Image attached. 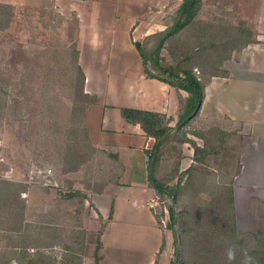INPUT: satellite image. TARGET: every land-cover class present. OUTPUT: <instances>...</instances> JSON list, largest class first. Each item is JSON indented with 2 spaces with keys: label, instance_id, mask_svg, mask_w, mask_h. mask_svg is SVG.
Listing matches in <instances>:
<instances>
[{
  "label": "crops",
  "instance_id": "crops-1",
  "mask_svg": "<svg viewBox=\"0 0 264 264\" xmlns=\"http://www.w3.org/2000/svg\"><path fill=\"white\" fill-rule=\"evenodd\" d=\"M54 2L56 16L77 17V60L85 74V92L97 97L96 105L86 113V127L93 145L107 153L108 166L117 168V178L102 193L88 192L85 203L87 214L89 206L93 207L104 220L114 208L112 222L101 237L102 264H153L163 236L149 205L156 192L149 186L146 151L154 148L156 140L145 136L139 125L124 120L121 108L167 113L177 123L178 91L146 77L135 44L144 46L151 36L166 32L183 0ZM212 2L234 12L257 36L258 43L249 45L239 61L234 55L228 62L232 69L227 78H213L201 116L237 129L242 137L234 151L240 168L233 181L237 229L264 239V0ZM227 91L232 108L225 111L222 99ZM192 164L181 165L182 171ZM70 200L62 198V205ZM68 213L59 211L64 216Z\"/></svg>",
  "mask_w": 264,
  "mask_h": 264
},
{
  "label": "rangeland",
  "instance_id": "rangeland-1",
  "mask_svg": "<svg viewBox=\"0 0 264 264\" xmlns=\"http://www.w3.org/2000/svg\"><path fill=\"white\" fill-rule=\"evenodd\" d=\"M205 2L206 5L213 6L212 8L216 6L212 0ZM0 4L11 8L5 9V15L0 14V25L3 26L0 29V180L18 184L19 189L26 186L28 189L20 198L24 205L27 206V202L30 205V208L29 205L26 207L24 214L18 211L17 217L9 216L7 228L6 222L1 220L7 215H2L0 201V224L3 223L1 225L3 231L0 230V253L7 251L16 255L17 259L12 264H26L27 260L38 261L41 252L49 259H43L46 264H71L72 259L74 264H94L93 254L97 237L99 233L103 235L106 231L112 222L113 214L104 220L90 206L87 214L86 200L82 194L87 195L88 192L101 190L104 182L110 183L109 179L113 182L117 178V168L108 166L107 162L110 160L106 153L100 154L93 163L77 172L68 174L63 172L64 148L68 142L72 111L75 106L78 111L84 110L83 121L86 127V113L97 103L96 96L84 98L78 91L79 75L70 65L78 37L77 17L56 16L54 0H0ZM156 46L157 42L152 38L144 43L147 51L154 50ZM162 56L167 63L177 59L168 48H165ZM229 61H226L223 67L226 73L228 69H232V65L227 67ZM195 73L199 74L198 69H195ZM95 100L96 103L91 104ZM222 103L225 111L232 108V97L228 91L224 94ZM89 104L91 105L88 106ZM176 120L177 116L175 122ZM215 122L216 120L212 118L200 115L198 124L200 130L204 131L216 126ZM176 124L173 122L170 124L173 128L172 136H175ZM226 128L230 132L238 131L230 126ZM238 135L230 138L233 141L226 147L222 158L218 160L213 158L214 166L219 165L227 169L232 165L233 160L237 158L234 151H237L238 142L242 140ZM189 137L199 147L204 146L205 139L192 135ZM174 142L172 146L177 147L183 154L184 149L187 153L195 150L190 144L180 145L177 144L179 142ZM193 156L194 154H185L181 164L183 168L193 162ZM170 162L167 160L168 166H164L159 178L169 182V185L173 184L168 180ZM49 170L52 176H49ZM209 171L215 178L222 174V170L217 168ZM66 193L75 194V198L62 205V198ZM203 197L207 198L206 194ZM199 198L201 201L198 203L204 204V200ZM149 205L155 217L160 220V224H157L164 243V248H161L153 264H171L175 256V247L173 232L168 227L170 216L167 202L162 201L156 194ZM60 210L61 213L65 210L66 214L69 210L71 212L70 215L68 213L64 216L59 214ZM235 211L234 200L236 235L240 238L247 236L245 244L249 246L253 244L257 246V243L264 242L262 238L254 240L249 233L239 232ZM222 215L223 213L218 211V218H222ZM225 215L231 218L230 207L225 210ZM27 218L35 221H29ZM41 225L49 227L44 230L45 234L43 231L39 234L47 237L48 244H45L48 246L44 248L39 245L40 237H34V234L36 235V232L33 233L34 229L26 227L37 228ZM9 253L6 254L7 257H11ZM219 256L220 261L214 264H224L221 252ZM234 260L236 261V258ZM235 264L248 263L241 258L237 259Z\"/></svg>",
  "mask_w": 264,
  "mask_h": 264
},
{
  "label": "trees",
  "instance_id": "trees-1",
  "mask_svg": "<svg viewBox=\"0 0 264 264\" xmlns=\"http://www.w3.org/2000/svg\"><path fill=\"white\" fill-rule=\"evenodd\" d=\"M212 7L206 5L205 0H183L172 26L166 32L148 38L156 40L157 46L154 50L147 51L142 44H135L141 55L146 77L164 82L179 92L175 136L171 135L173 128L170 124L173 118L168 117L167 114L123 108L121 115L128 123L139 125L147 137L156 140L154 148L146 151L148 180L149 186L156 191L157 196L167 202L170 216L168 227L173 232L175 247V256L171 264H214L220 261L219 252L222 253L224 264L232 261V264H235L237 259L241 258H244L248 264H264V245H261L264 242L257 243V246L254 244L249 246L245 244L247 236L240 238L236 235L233 181L240 171L236 166L238 160L236 159L227 169L212 164L213 158L217 160L222 158L223 154L220 153L233 141L230 138L238 135L239 132H230L219 121L215 122L216 126L204 131L200 130L198 124L206 98V89L212 79L227 78L228 73L223 71L225 62L232 60L234 55L239 61L242 52L249 45L258 43L257 36L244 22L237 19L234 12H228L217 6ZM5 9L11 10L10 7L0 4V14L5 15ZM2 27L0 25V29ZM165 48L177 58L176 61L164 62L162 53ZM73 54L70 65L79 75L78 91L84 98H92L85 92L86 78L78 63L75 49ZM195 69H198L199 74L195 73ZM181 91L187 96L184 97ZM94 103L96 100L91 104ZM83 112L84 110L78 111L75 106L71 114L68 142L64 148L63 172L66 174L77 172L93 163L100 154H106L91 142L89 131L84 125ZM190 135L205 139L204 146L199 147L190 139ZM174 141L179 142L177 144L180 145L190 144L195 149L193 164L185 171L181 169L185 154L172 146ZM166 159L171 161L168 180L173 184L170 185L169 182L159 179L164 166H168ZM212 168L222 170V174L215 178L209 171ZM109 181L112 182V179ZM108 183V181L104 182L101 190L95 191L102 193ZM24 187L19 189L18 184L0 180L2 215H7L1 220L6 222L7 228L10 222L7 219L9 216L17 217L18 211L22 214L26 211L27 206L20 198L28 189ZM204 194L207 198L203 197ZM82 197L84 200L88 199L86 194H82ZM199 197L204 200V204L198 203L201 201ZM64 198H75V194L66 193ZM229 207L230 219L225 215V210ZM218 211L223 213L222 218H218ZM156 219L160 224L159 218ZM26 227L34 229L33 233L36 232L34 237H40L39 245L42 248L48 246L47 237L39 234L41 231L45 234L44 230L49 227L44 225L37 227L38 229ZM260 236L250 237L260 240ZM101 237L102 233H99L93 254L94 264H101L103 261ZM8 253L7 251L0 253V264H12L17 259L12 253H9L11 257H7ZM39 255L38 261L27 260L26 264H46L43 259H49L44 257L42 252ZM70 261L74 264L73 259Z\"/></svg>",
  "mask_w": 264,
  "mask_h": 264
},
{
  "label": "built area",
  "instance_id": "built-area-1",
  "mask_svg": "<svg viewBox=\"0 0 264 264\" xmlns=\"http://www.w3.org/2000/svg\"><path fill=\"white\" fill-rule=\"evenodd\" d=\"M49 173H50L49 176H52V172H51V170H49Z\"/></svg>",
  "mask_w": 264,
  "mask_h": 264
}]
</instances>
